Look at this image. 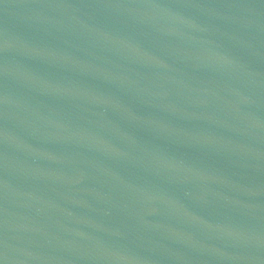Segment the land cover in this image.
Listing matches in <instances>:
<instances>
[{"label": "water", "instance_id": "1", "mask_svg": "<svg viewBox=\"0 0 264 264\" xmlns=\"http://www.w3.org/2000/svg\"><path fill=\"white\" fill-rule=\"evenodd\" d=\"M0 264H264V60L209 0H0Z\"/></svg>", "mask_w": 264, "mask_h": 264}]
</instances>
